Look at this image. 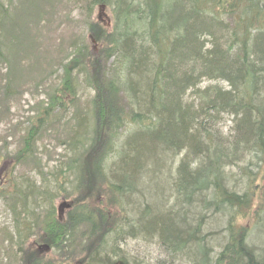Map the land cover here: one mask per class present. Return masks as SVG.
<instances>
[{"label":"trees","instance_id":"obj_1","mask_svg":"<svg viewBox=\"0 0 264 264\" xmlns=\"http://www.w3.org/2000/svg\"><path fill=\"white\" fill-rule=\"evenodd\" d=\"M0 1V105H9L16 70L32 47L16 34L18 25L26 29L45 16L21 0L24 13L12 23ZM84 3L88 41L100 51L75 41L62 55L60 84L20 131V149L11 154L16 165L0 181L14 221L13 231L0 229V264H69L26 248L37 230L59 254L74 255L78 236L88 246L97 239L84 264H139L120 246L127 239L157 244L170 261L264 264V245L250 243L256 230L264 237V0ZM105 7L110 25L92 20ZM80 87L93 97L63 141L67 159L53 173L36 166L40 180L16 174L33 160L43 131L49 134L50 115L80 109ZM91 179L104 183L106 194L89 195ZM62 192L73 200L65 218L49 206ZM42 210L46 221L34 212Z\"/></svg>","mask_w":264,"mask_h":264},{"label":"rangeland","instance_id":"obj_2","mask_svg":"<svg viewBox=\"0 0 264 264\" xmlns=\"http://www.w3.org/2000/svg\"><path fill=\"white\" fill-rule=\"evenodd\" d=\"M84 1L85 0H30L29 6L35 11L34 7L36 3V5H38V7H35L36 11H42L45 17L33 21L31 23L32 25H29L26 29H23L21 23L18 25L16 34L27 43H31L32 47L28 51L27 49L25 50V55L22 56L20 62V65L22 66H18L19 70H16V77L20 74V78L18 79L19 85H17V89L15 90L17 93L15 99L12 100L9 105H0V172H3L2 174L0 173V181L4 177L5 171L10 172L11 174L16 165V161L12 159L13 156H11V154L17 153L20 149L22 138L20 131L29 128V126L35 122L37 111L42 107L43 102L47 101L48 94L53 90L54 85L57 86L60 84L56 83V81L61 75L60 61L63 59L62 55L64 53L67 56L70 55L72 44L75 41L82 39H85V41L87 40V43L90 44L91 50L94 52L100 51L98 44L94 45L92 42L90 43L88 41V28L82 22L85 20V13H87ZM2 3L7 7L9 11L8 16L11 15L12 23H15L18 17L24 13L20 9L22 7L21 0H2ZM31 14L32 12H28L27 17L26 15H23L22 19L29 18ZM91 16L92 20L101 21L100 23L105 25H110L113 22V16L109 7H105L102 10L97 8ZM87 20L89 19L87 18ZM50 67L52 68L50 69ZM3 68L6 69V66L2 65L1 70ZM8 71L10 73V70ZM1 73L5 74L6 70H2ZM216 84L221 87H227L226 83L212 81H205L202 86ZM79 95L81 103L78 107L80 109L72 108L64 117L58 112L50 115L48 121V124L51 125L49 134H46L45 130L43 131L38 142L39 150L34 152L33 160H29L27 164L19 167L16 170V174L27 173L30 176L39 179L37 176L39 175L37 172L38 168H36V166L40 167L41 174L53 173L60 161L63 162L67 159L65 157L66 154L68 155L69 153V146L63 144V141L68 137V132L70 131L69 127L77 124L81 112H84L85 114L86 112H89L87 107H90V100L93 97L92 91L85 87H80ZM191 96V94L189 97L187 96V99L193 102L194 99L191 98ZM230 125V120H226L224 127L226 132ZM122 132L124 131L122 130ZM116 159V156L111 157L112 162ZM109 162L110 159L107 163ZM258 179L259 182L264 185V179L263 181L260 177ZM3 183L4 182H1V185ZM49 184L51 187V183ZM3 185L5 186V183ZM104 185V183L98 182V180L91 179L89 195H93L97 189L100 196L106 194V188ZM66 196L67 194L62 192L61 196L54 199L55 196L53 195L50 198L49 206L55 208L57 216L61 215L59 213V208L63 202L66 201L71 203L73 201L72 198ZM107 200L108 199L105 201ZM88 202L91 205L96 203L94 199H90ZM68 209L69 208L67 207L63 208L61 211L62 215L65 214L67 216L68 211H70V209ZM113 210L117 212V210L119 211V207H112V211ZM42 211L43 212H34L37 215L45 213V210ZM43 215V218L46 221V214ZM249 222V220L242 221L243 224L247 223L249 225L252 223ZM0 229L14 230L12 215L1 198ZM83 231L85 232L86 228H83ZM262 231L256 230L252 234L250 241L252 247H256L258 244L264 245V237L261 234ZM39 232L41 231L37 230V236L30 238L26 248L32 252H37L40 258L47 261L54 260L57 262L59 260L70 258V261L67 262L69 264H84L81 260L83 258H88V256L94 252L93 250H96L98 245L97 239L94 242L92 241V244L88 246L89 242L78 236L72 244V246L78 245L73 248L74 255L67 254V252L59 254L54 250L51 251L50 247L44 242L42 244ZM5 246L8 247L7 244H5ZM120 246L123 252L128 254L131 259H133V257L138 258L136 259V262L138 261L139 264H187L177 259L170 261V258L164 250L153 242L146 243L138 239H127L124 243L122 240ZM113 261H115L114 264L124 263L121 258L114 259ZM7 262L8 260H6L5 263Z\"/></svg>","mask_w":264,"mask_h":264},{"label":"water","instance_id":"obj_3","mask_svg":"<svg viewBox=\"0 0 264 264\" xmlns=\"http://www.w3.org/2000/svg\"><path fill=\"white\" fill-rule=\"evenodd\" d=\"M62 207H63V208H65V207L69 208L70 205H67V204L64 203V204L62 205Z\"/></svg>","mask_w":264,"mask_h":264},{"label":"bare ground","instance_id":"obj_4","mask_svg":"<svg viewBox=\"0 0 264 264\" xmlns=\"http://www.w3.org/2000/svg\"><path fill=\"white\" fill-rule=\"evenodd\" d=\"M106 241H107V242H106L105 244L107 245V244L109 243V240H108V239H106ZM133 259H135V260H136V259H138V258H136V257H133Z\"/></svg>","mask_w":264,"mask_h":264}]
</instances>
